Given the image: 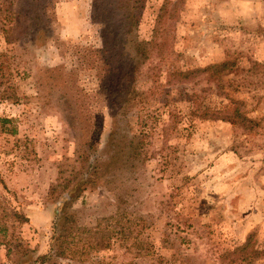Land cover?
Returning <instances> with one entry per match:
<instances>
[{
  "label": "rangeland",
  "instance_id": "rangeland-1",
  "mask_svg": "<svg viewBox=\"0 0 264 264\" xmlns=\"http://www.w3.org/2000/svg\"><path fill=\"white\" fill-rule=\"evenodd\" d=\"M49 1L48 23L18 30L9 43L0 31V54L12 53L21 70L13 77L17 99L0 98V264H29L48 251L49 185L59 167L75 163L85 138L103 136L110 122L91 0ZM165 1L175 0H146L140 39L152 35ZM166 25L164 55H153L135 82L141 101L131 129L145 135L147 158L129 184V246L58 264H225L221 254L248 234L263 251L255 264H264V0H180ZM226 59L234 66L221 77L222 92L203 75L188 82L167 76ZM228 97L242 102L253 129L200 117ZM115 199L103 181L89 183L71 208L81 223L94 224L115 211ZM14 211L28 220L12 218Z\"/></svg>",
  "mask_w": 264,
  "mask_h": 264
},
{
  "label": "trees",
  "instance_id": "trees-1",
  "mask_svg": "<svg viewBox=\"0 0 264 264\" xmlns=\"http://www.w3.org/2000/svg\"><path fill=\"white\" fill-rule=\"evenodd\" d=\"M145 2L91 0L90 20L100 27V50L105 54L100 90L108 106L110 122L107 131L101 129L103 136L97 134L94 140L93 137L85 138L76 148L74 164L59 167L56 180L48 188L49 199L55 202L48 251L37 255L29 264H58L65 259L86 262L113 244L129 246L127 241L132 238L133 230L124 220L125 213H133L129 210V198L132 197L129 184L136 179L135 173L147 158L143 151L145 135L141 130L134 133L131 129L130 118L134 115V107L141 101L135 82L153 55H164L168 32L166 22L176 17L180 0L165 1L156 15L152 35L149 39H140L137 28ZM48 4L49 0H8L5 4L0 3V10L4 7V14L0 15V31L5 34L7 43L17 39L18 30L28 32L33 26L40 25L42 19L44 24L48 23ZM22 22L25 24L21 27L19 23ZM23 27L27 31H23ZM0 55L4 57L0 60V98L16 100L13 77L21 73L19 62L12 53ZM233 66L234 61L226 59L195 69L171 71L167 76L172 80L188 82L203 75L208 81L215 82L222 92L224 85L221 77L232 73ZM228 98L223 108H205L200 117L226 120L253 129L255 120L242 109V102ZM93 130L95 134L97 130ZM100 181L115 194L116 209L112 214L99 216L94 224L81 223L77 212L71 208L72 203L87 184ZM11 217L23 222L28 220L19 211L11 213ZM133 247L137 251L141 249L137 242ZM30 251L27 247L22 254ZM262 254L253 234H248L242 243L225 250L221 257L227 259L225 264H255Z\"/></svg>",
  "mask_w": 264,
  "mask_h": 264
}]
</instances>
